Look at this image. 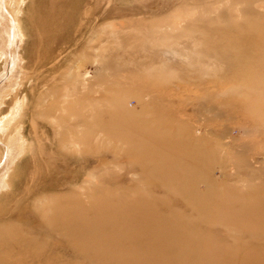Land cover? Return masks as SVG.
<instances>
[{"label": "rangeland", "instance_id": "obj_1", "mask_svg": "<svg viewBox=\"0 0 264 264\" xmlns=\"http://www.w3.org/2000/svg\"><path fill=\"white\" fill-rule=\"evenodd\" d=\"M0 26V264H264V0Z\"/></svg>", "mask_w": 264, "mask_h": 264}, {"label": "bare ground", "instance_id": "obj_2", "mask_svg": "<svg viewBox=\"0 0 264 264\" xmlns=\"http://www.w3.org/2000/svg\"><path fill=\"white\" fill-rule=\"evenodd\" d=\"M237 13H238V11H237ZM1 27V26H0ZM2 28V27H1ZM1 32H2V30L0 31V34H1ZM258 34H264V29L263 30H259L258 32H257ZM2 35H3V33H2ZM5 38V36L3 35V39ZM9 155V154H8ZM5 187H6V183H5Z\"/></svg>", "mask_w": 264, "mask_h": 264}]
</instances>
